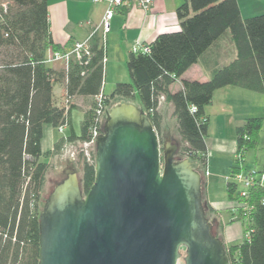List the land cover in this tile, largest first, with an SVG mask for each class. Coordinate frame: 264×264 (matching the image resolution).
<instances>
[{
  "label": "trees",
  "instance_id": "trees-1",
  "mask_svg": "<svg viewBox=\"0 0 264 264\" xmlns=\"http://www.w3.org/2000/svg\"><path fill=\"white\" fill-rule=\"evenodd\" d=\"M176 13L180 30L160 34L146 44L147 51H131L127 59L130 81L117 83L106 94L107 48L101 36L96 33L91 39L88 63L72 60L66 68L58 61L63 67L56 69L46 61L49 50H67L76 41L56 43L48 0H9L8 6L0 1V264H39V216L51 169V163L42 158L59 155L67 143L83 146L78 156L79 178L87 193L96 169L94 151L88 156L85 148H93L87 144L94 130L102 131L107 111L115 105L136 103L161 137L169 130L165 109L171 106L180 136L175 158L189 159L203 174L208 160L206 108L215 91L235 86L264 94V13L244 18L238 0H182ZM227 33L234 46L232 59L216 68L208 80L182 79V87L172 91V85ZM58 84L65 86L68 102L80 96L94 98L85 111L80 134L71 119L77 106L58 103L54 94ZM100 94L104 96L101 106ZM263 123L264 106L261 116L246 118L237 126L236 155L241 162L236 157L230 176L245 167L247 152L259 144ZM46 124L68 126L71 133L44 152ZM227 187L231 200H242L234 196L237 186L232 180ZM203 199L213 233L223 240V225L213 215L216 209L207 204L204 193ZM247 202L253 206L249 217L238 212L237 220H247L248 236L240 244L227 246V254L231 264H264V186L255 187Z\"/></svg>",
  "mask_w": 264,
  "mask_h": 264
},
{
  "label": "water",
  "instance_id": "water-1",
  "mask_svg": "<svg viewBox=\"0 0 264 264\" xmlns=\"http://www.w3.org/2000/svg\"><path fill=\"white\" fill-rule=\"evenodd\" d=\"M178 151L138 105L107 111L88 192L70 168L44 202L39 264H231L202 172Z\"/></svg>",
  "mask_w": 264,
  "mask_h": 264
},
{
  "label": "crops",
  "instance_id": "crops-1",
  "mask_svg": "<svg viewBox=\"0 0 264 264\" xmlns=\"http://www.w3.org/2000/svg\"><path fill=\"white\" fill-rule=\"evenodd\" d=\"M181 2L182 0H179L177 6L173 7V2L169 0H155L151 10L134 7L128 10L121 8L116 11L111 20V30L106 40L105 74H108L111 82L130 81L127 59L129 53L135 50L138 44L146 45L152 43L160 34L180 30L181 26L176 10ZM107 8L106 2L95 3L92 0H48L50 25L54 40L59 44H66L70 40L82 41L94 30H97L96 33L101 36L102 28L100 25ZM233 55H235L233 43L229 48H223L219 39L201 56L198 63L191 66L182 78L172 85V91H177L182 87V79L208 80L214 70L226 64ZM53 67L61 69L63 63L56 62ZM242 90L244 89L235 86L220 88L215 91L212 104L206 108V114L209 117L208 139L210 140L207 141V168L210 175L205 176V172H203V177L205 176L203 191L207 204L214 210L216 209L214 204L217 202L212 197L214 187L224 181L228 193L227 185L236 159L237 133L236 138L227 137L224 132L226 125H234L237 128L244 119L259 117L263 113L260 114V110L257 111V108L254 110L251 103L252 101L261 103L264 97ZM263 106L264 103L259 106L262 111ZM214 121H216L215 124H213ZM217 124L221 128V133L213 136V125L216 126ZM227 196L230 199L229 193ZM224 209L227 208L219 211ZM217 211H214L213 214H217ZM225 244L228 246L226 240Z\"/></svg>",
  "mask_w": 264,
  "mask_h": 264
},
{
  "label": "rangeland",
  "instance_id": "rangeland-1",
  "mask_svg": "<svg viewBox=\"0 0 264 264\" xmlns=\"http://www.w3.org/2000/svg\"><path fill=\"white\" fill-rule=\"evenodd\" d=\"M0 1H2L5 6H8L9 4V0H0ZM169 1L173 2V5H172L173 7L177 6V3L179 2V0H169ZM238 2L240 4L241 12L244 18H249V17H253V16L264 13V0H238ZM228 36H229V33L225 34L224 36L220 38V45L223 48L224 47L229 48V46L232 45ZM55 63L54 62L49 63V65L54 66ZM121 82H127V81H121ZM116 84L117 83L110 81L108 74L104 75L103 90L106 94H111L113 90L115 89ZM242 91L261 95V97H264V94L262 93L245 90V89ZM54 94L59 104H64L67 106L71 104H75L77 106L72 109L71 119H72V126H73L74 131L76 132V134H80L82 122L85 118V111L90 108V106L93 103L92 101L94 100V98L80 96V97H74L68 102L66 98V89L63 84H58L55 86ZM216 98H217V95H216ZM261 103H264V100L261 101ZM261 103H257L254 101H252L251 103V107L254 110L255 108H257V111L260 110V114L263 112L261 108L259 107ZM172 111H173V108L171 106H167L165 109V114L167 117V123L169 126V130L168 132L164 133V138L165 139L170 138L173 144L174 143L178 144L180 140V136L176 129V118L173 115ZM236 112L238 113V111ZM215 122L216 121H214L213 124H215ZM212 130H213V136H216L219 132L221 133V128L219 127L218 124L216 126L213 125ZM224 132L227 135V137L236 138V127L234 125H226ZM70 133H71V128L68 126L65 127V130L63 132H61L58 127H54L50 124H46L45 125V135L42 140L43 151L46 152L48 150H51L57 141H59L62 137L67 136ZM208 138L209 137H207L206 141L209 142L210 140ZM82 147L83 146L79 144L67 143L65 144V148L63 149V152L60 153L59 155H56L49 159L45 157L42 158L43 161H47L51 163V169L48 174L47 183L43 191V202H46V199L49 197V194H51L54 187L57 184H59L67 176V171L70 168L76 169L78 172V176H80L81 162L78 156L82 154L81 153ZM93 151L96 154L95 147L85 148V152L88 156H90V153ZM211 151L212 150L210 148V152ZM246 156H247L246 162H245L246 169L256 167L258 169L264 170L263 169L264 168V123L260 131V138H259L258 146L251 148L247 152ZM227 194L228 193L226 189V183L223 181L215 185L212 197L214 201H217L216 204H214L216 211L223 209V208H227V209L222 210L221 212L217 211L218 213L213 214V215H215L218 221H220V223L223 225V241L225 242L226 240V243H228V246H229V245L240 244L245 240L246 234H247L246 232L247 220L246 219L237 220L238 213L233 210V207L237 205L238 201L237 199L235 200L229 199ZM235 196H238L237 192ZM204 198H205V193H204ZM213 215L211 216L214 217ZM215 224H217V222ZM184 255H185V249H183V257ZM183 262L184 260L182 258L180 260V263L182 264Z\"/></svg>",
  "mask_w": 264,
  "mask_h": 264
},
{
  "label": "built area",
  "instance_id": "built-area-1",
  "mask_svg": "<svg viewBox=\"0 0 264 264\" xmlns=\"http://www.w3.org/2000/svg\"><path fill=\"white\" fill-rule=\"evenodd\" d=\"M92 1L95 3L106 2L108 4V8L105 12V15L103 16L100 25V28H102L101 38L104 43H106L107 35L111 30V20L118 9L121 8L131 9L134 7H141L146 10H151L153 9L155 4V0H92ZM96 32L97 30H94L85 40L74 42V44L71 46L70 49L60 50V51L49 50L46 61L48 63L63 61L66 68H69V64L72 60H76L81 63L83 62L88 63L92 55L91 39L96 34ZM138 49L147 51L148 46L138 44L135 50ZM104 61L106 62V59ZM103 98H104L103 94L97 96L99 106H101V102ZM192 109L193 111L196 110L195 107H193ZM98 113H101V109H98ZM104 114L105 111L103 115ZM59 129L61 132H63L65 130V126H62ZM100 134L101 132L95 129L93 132L92 140L87 144V146H92L96 148V141ZM236 157L241 162V156L236 155ZM239 165L241 166V163ZM207 167H208V162H207ZM207 167L204 171L205 176L210 175V172ZM230 178L237 186L236 192L238 197L242 199L241 201L237 200L238 203L236 206L233 207V210L236 211L237 213L241 212V214H244L246 217H249V213L252 211L253 206H251V204L248 203L247 201L249 199L251 191L255 187L264 186V170L258 169L256 167L246 169V167L243 166L242 168L241 166L240 171L230 176Z\"/></svg>",
  "mask_w": 264,
  "mask_h": 264
}]
</instances>
